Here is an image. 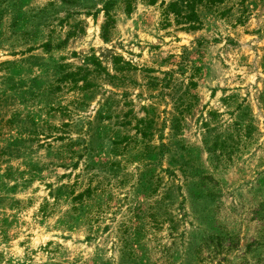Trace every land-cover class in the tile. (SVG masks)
Masks as SVG:
<instances>
[{
	"label": "rangeland",
	"instance_id": "374dc122",
	"mask_svg": "<svg viewBox=\"0 0 264 264\" xmlns=\"http://www.w3.org/2000/svg\"><path fill=\"white\" fill-rule=\"evenodd\" d=\"M16 140L0 264H264V0H0Z\"/></svg>",
	"mask_w": 264,
	"mask_h": 264
},
{
	"label": "trees",
	"instance_id": "16d2710c",
	"mask_svg": "<svg viewBox=\"0 0 264 264\" xmlns=\"http://www.w3.org/2000/svg\"><path fill=\"white\" fill-rule=\"evenodd\" d=\"M47 47V46H46ZM22 141H19V140H16L15 142L11 143L8 145V147H5L4 150L0 153V155H5L6 157H10L12 156L13 158H16L18 159L20 157V151L19 149H21L22 147L20 146L19 147V144L21 143ZM18 145V147H17ZM10 148V149H9ZM1 151V150H0ZM7 172V169L6 170H3L2 173H6ZM36 174L34 173H29V176H26V180H23V174L22 172H20L18 175H16L15 177V180L19 181V180H22L23 182H29L33 177H35ZM1 176H5L7 178H9L10 176L8 175H1ZM74 183L72 184H69V185H59L58 187H56L55 189H50L49 188V191H51L49 193L50 197H51V206L54 207L58 204L59 201L63 200V201H66L68 200V203L71 204L73 203L74 205H77L79 203H81V200L83 199V197H88L90 195V190L88 188L80 191V192H74L72 190V188H74ZM15 184L13 186H11V189L12 191L15 189ZM0 188L1 189H5L3 184L0 185ZM155 190H153L152 192H150L149 194L151 193H154ZM3 194V193H2ZM48 205V203L46 201H43V204L42 206L39 208V212L42 210L44 211V208ZM72 206H70V209ZM74 207V206H73Z\"/></svg>",
	"mask_w": 264,
	"mask_h": 264
}]
</instances>
